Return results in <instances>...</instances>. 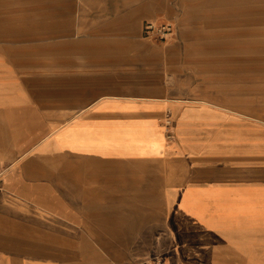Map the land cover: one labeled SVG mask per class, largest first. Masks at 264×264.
<instances>
[{
	"label": "crops",
	"instance_id": "1",
	"mask_svg": "<svg viewBox=\"0 0 264 264\" xmlns=\"http://www.w3.org/2000/svg\"><path fill=\"white\" fill-rule=\"evenodd\" d=\"M14 42L0 33V264H236L251 228L231 212L259 187L233 161L237 125L148 97L72 117V89L46 85Z\"/></svg>",
	"mask_w": 264,
	"mask_h": 264
},
{
	"label": "rangeland",
	"instance_id": "2",
	"mask_svg": "<svg viewBox=\"0 0 264 264\" xmlns=\"http://www.w3.org/2000/svg\"><path fill=\"white\" fill-rule=\"evenodd\" d=\"M0 22L14 44L27 38L46 85L72 89V117L102 97H148L218 109L237 125L233 161L259 187L231 212L237 233L251 228L235 262L264 264V0H0Z\"/></svg>",
	"mask_w": 264,
	"mask_h": 264
},
{
	"label": "built area",
	"instance_id": "3",
	"mask_svg": "<svg viewBox=\"0 0 264 264\" xmlns=\"http://www.w3.org/2000/svg\"><path fill=\"white\" fill-rule=\"evenodd\" d=\"M148 29L152 30L154 29V24H148ZM167 27L162 26L160 31H162L163 33H165L167 31ZM4 176V168L0 165V188H1V182H2V178Z\"/></svg>",
	"mask_w": 264,
	"mask_h": 264
},
{
	"label": "bare ground",
	"instance_id": "4",
	"mask_svg": "<svg viewBox=\"0 0 264 264\" xmlns=\"http://www.w3.org/2000/svg\"><path fill=\"white\" fill-rule=\"evenodd\" d=\"M170 120H167V123L169 124Z\"/></svg>",
	"mask_w": 264,
	"mask_h": 264
}]
</instances>
